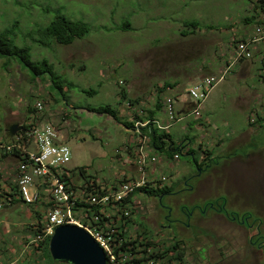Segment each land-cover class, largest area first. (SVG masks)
<instances>
[{
    "label": "rangeland",
    "instance_id": "374dc122",
    "mask_svg": "<svg viewBox=\"0 0 264 264\" xmlns=\"http://www.w3.org/2000/svg\"><path fill=\"white\" fill-rule=\"evenodd\" d=\"M256 2L0 0V46L10 41L17 50L2 47L12 55L0 54V128L26 123L31 117L28 108L41 101L43 111L38 122L51 121L62 130L63 144L71 154L67 168L74 174L71 184L77 191L86 185L80 168L91 177L89 183L95 180L101 187L133 176L130 171H136L139 142L132 140L134 129L125 128L123 122L137 127L140 123L135 119L154 109L160 90L156 84L169 78H158L165 74L162 67L166 62L190 53L191 45L195 50L205 47L200 38L181 42L179 33L186 29L183 22H197V32L212 26L216 55L226 59L220 55L221 42L226 47L232 36H238L234 34L247 26L254 28L253 15L260 6ZM56 16L84 23L87 33L69 45L51 40H42L47 45H41L37 30ZM124 21H128L129 29H118ZM25 49L30 62L41 63L44 72L39 76L24 65ZM206 52L194 62L202 60ZM233 70L234 78L217 83L207 105L212 111L202 113L204 128L193 126L192 115L183 120L190 123L186 130L190 151L179 153L177 160L167 156V162L161 165L163 170L160 167L156 174V179L165 177L161 186H154L150 193H136L131 206L128 235L138 233L150 247L160 250L176 239L183 251V260L177 264H264V62L251 48V58L236 64ZM121 89L127 99L137 103L129 105L127 99L123 100ZM254 94L260 98L255 100ZM147 96L151 98L147 100ZM160 97L164 101V95ZM237 99L240 105H257L253 112H245L236 108ZM105 105L114 111V117L91 111ZM157 116L158 122L168 124L165 111L161 109ZM249 127L257 130L256 164H238L246 157L247 148L252 152V144L232 146L228 149L232 153L229 163L217 175V179L223 177V185L218 180L213 182L206 173L207 162L202 163L206 144L202 137L207 132L222 136L228 143L221 149L213 146L222 152L232 144L231 139L247 134ZM1 152L0 182L6 192L13 185L18 160L10 154L1 156ZM159 158L163 159L161 155ZM46 207L41 200L28 205L18 198L0 207V264H64L48 256L45 246L31 243L38 224L44 223Z\"/></svg>",
    "mask_w": 264,
    "mask_h": 264
},
{
    "label": "built area",
    "instance_id": "2783aa9c",
    "mask_svg": "<svg viewBox=\"0 0 264 264\" xmlns=\"http://www.w3.org/2000/svg\"><path fill=\"white\" fill-rule=\"evenodd\" d=\"M254 33L256 39L264 38V27L256 26ZM247 44L242 41L236 43L234 47L236 58L251 57ZM228 69L229 66H226V70ZM226 70L218 75L200 79L187 89V97L192 103L190 115L194 119L200 117L201 103L211 88L225 78ZM121 84L122 82H119V85ZM33 108L35 112L21 125L24 131L16 132L9 142H3L0 138V142L2 141L0 149L3 152L11 153L16 150L20 155L13 174V185L7 187L8 194L0 197V207L9 204L15 198L28 205L41 200L47 206L44 223L31 242L36 245L50 238L56 227L74 225L84 229L97 243L105 255L106 264H158L153 262L150 255L160 249L150 247L142 235L137 239L141 245L132 242L137 238L136 234L127 235L130 231V222L127 219L135 202L133 194L136 189L145 186L146 183L155 186L160 182L161 185L165 180V177L161 176L151 182L146 176V162L158 161L154 156L149 157L143 150V145L148 144L149 140L139 133L138 127L146 126L148 121L139 122V126L134 130L136 142H139L136 150L135 177H123L114 185L99 186V190L92 187L88 192L82 189L77 191L71 184L74 174L67 168L71 157L69 148L60 142L61 135L53 124L35 123V118L43 111V103L35 101ZM163 111L166 112L168 124L164 125L157 120L153 123L158 129L166 131L178 119L173 97L164 98ZM250 121L253 122L252 119ZM177 157L173 156L174 159Z\"/></svg>",
    "mask_w": 264,
    "mask_h": 264
},
{
    "label": "crops",
    "instance_id": "0c3cea01",
    "mask_svg": "<svg viewBox=\"0 0 264 264\" xmlns=\"http://www.w3.org/2000/svg\"><path fill=\"white\" fill-rule=\"evenodd\" d=\"M256 3L260 4L259 1ZM256 8H257V10H255L254 15H253L254 28H249L247 26L246 29L242 30L241 32L239 31L237 34H234V35H238V36H232L227 41L226 47L224 46L225 45L224 42L223 41L221 42L222 46L219 49L220 53H221L220 55L225 56L226 59L221 58L220 56L216 55V51L214 50V47H213L214 46L213 37L215 34L213 33L212 29H207V28L203 27V28H201L202 30L200 32H197L196 31L197 29H196V30H193V32H191L189 34H185V35L179 33L182 43H185L186 42L185 40H190V39L197 40V38H200L201 40H203L205 42V47H202L201 49H198V50H195L193 48V46L191 45L190 53L184 52L185 53V55L183 56L184 58L178 56L177 59H172V61L169 60L168 64L166 62V64H164V66L162 67V71L165 74L161 75V77L158 76V78H167V77H169V78H167L166 80L163 79V81L156 84V86L160 87L159 88L160 90H163L161 92V95H164V98L165 97H173L175 100L176 107H177L176 111L178 114V119L172 125H170L168 127L166 132H168L172 136V139L176 143H178V144L182 143V146H183L182 151H184V150L190 151V149H191L190 141L186 137V130H187V127L190 123L183 122V120H185L186 118H188L190 116L189 113H190V110L192 107V103H191L190 99L187 97V92H186L187 91L186 89L188 88L187 86L190 87L192 84L196 83L197 81H199L200 79H203L205 77L220 74L224 69L226 70V66H229V69L226 70L227 73H226V76L223 80L224 81L229 80V78H231V77L234 78L236 75L234 70H233L234 66L236 64H240L246 60V58L238 59L235 57V54H234L235 53L234 47H235L236 43H238L240 41L248 43L247 45L249 47L250 52H251V48H252V50H256L261 61L264 62V38L256 39V35L254 33V29L256 26L264 27V13H261L262 10H261L260 6H256ZM258 11H260V12H258ZM263 11H264V8H263ZM243 24L248 25V23H246V22ZM228 27H229V25H228ZM177 42L178 41L176 39L174 41V44L177 45ZM194 43H196V41ZM200 43L203 46L202 42H200ZM231 43H232V46H231ZM208 47H209V49H208ZM205 51H209V52H206V56L204 58H202V60L195 63L194 62L196 60L195 57H198L197 59H199L200 56L205 53ZM233 75H234V77H233ZM184 82H186L187 84H184ZM218 84H216L213 88H211V90L208 92L206 98L201 103V105L199 107L200 117L198 119H194L195 122H194L193 126H196L197 128H200V129L204 128L203 122H202V113L204 111L210 110L209 108L212 107L210 104H209V107L207 105H208L210 99L212 100V96L216 92L215 88L217 87ZM163 86H164V89L162 88ZM183 91H185V92H183ZM251 97H253V96L251 95ZM150 98L151 97L148 98V96L146 97L147 100H149ZM259 98H260V95L254 94L255 100H257ZM162 99H163V97L161 98V104L163 103ZM248 100H249V98H247V101ZM234 103L236 104V108L246 109L245 112L247 110L249 112L250 111L253 112L255 105H257V103H255L254 107H253V105L249 102L246 105H244V104L240 105L238 103V99ZM161 109L163 110V107ZM210 111H212V110H210ZM155 118L159 119L157 116V113H156ZM207 119L208 118L205 119V122L207 123V125L209 127L213 128V131H215L216 129L213 126L214 124H212V121L207 120ZM180 122H183V123L180 124ZM40 123H51V124H53V122H51V121H45V122H40ZM177 123H178V125L175 126ZM54 126H56V125H54ZM258 126H260V125L258 124ZM56 128H58V127L56 126ZM61 131L62 130L60 129L59 130V133L61 135L60 142L64 143V137L61 134ZM178 132H182V133L179 134ZM2 133H4V129H3ZM134 135H130V136L132 137V140H134V142H136V140H135L136 137ZM256 136H257V130L249 127L247 134L243 133L240 136L241 138L237 137V138L231 139L232 144L225 147V149H223L222 152H217L213 148V146H218V148L221 149V148H223L225 143H228V142L224 141L222 136L213 137V136H211V133L207 132L202 137L203 141L206 140L205 148L204 149L202 148V163L207 162V166L205 167L206 173L210 174L213 182L218 180L223 185V181H222L223 177L217 179L218 178L217 175L219 173H221V170H224L222 168V166L225 167L227 165V163H229V159H230L229 155H231L232 153L231 152L228 153L229 152L228 149L232 146L239 148V147H241V145H244V146L248 145L249 147H251L250 145L252 144L253 145L251 147L253 149L252 152L249 151L250 148H247L248 152L245 153L246 157L244 159L240 160L238 162V164H240V163H242V164L247 163L248 165H251V164L255 165L256 164V160L254 159V157L259 153V151H257V146L254 143V141L256 140L255 139ZM146 146L148 147V149L146 150L147 155L149 157L154 156L158 159V161L156 163H151L149 160L146 162V167H145L146 176L148 177L147 179L152 182L156 179V174L160 170V167L163 164L162 162H167V159L165 156L161 155L163 157V159L160 160V158H159L160 154L158 155L157 153H155L151 149L149 144H147ZM210 147H212V148H210ZM203 151H204V153H203ZM11 155H13V154H10V156ZM13 157H15L17 160L19 159V157H17L16 155H13ZM172 160H177V159L173 158ZM202 163H200V164L202 165ZM134 166H135V169L137 171V166L136 165H134ZM216 168H219V169H216ZM161 169H162V167H161ZM136 171L135 170L130 171L133 175L132 177H135V175H137ZM188 190L192 191L191 194L194 193V189H192L191 187L188 188ZM216 216H218V215H216ZM180 241L182 242V239H180Z\"/></svg>",
    "mask_w": 264,
    "mask_h": 264
},
{
    "label": "trees",
    "instance_id": "16d2710c",
    "mask_svg": "<svg viewBox=\"0 0 264 264\" xmlns=\"http://www.w3.org/2000/svg\"><path fill=\"white\" fill-rule=\"evenodd\" d=\"M260 2V8L263 11V7H264V0H258ZM248 20V19H246ZM183 27L186 28L185 30L181 31V34L185 35V34H189L191 32H193V30H196L198 27L197 22L195 21H189V22H183ZM190 29L187 30V29ZM207 29H213L212 26H206ZM120 30H127L129 29V23L128 21H124V23L118 28ZM87 26L80 22V21H70L67 20L66 18L62 17V16H56L49 24H47L45 27L38 29V33L40 34V40H37L38 43H40L41 45H47L46 42L43 41H48L50 42V40L52 42H55L57 44L60 45H69L73 42V40L75 38H81L83 37L86 33H87ZM43 40V41H42ZM1 43V40H0ZM2 47H8L11 49V51L13 50V52H17L15 47H12V42L8 41L6 42V44L4 46H0V54H4V52L7 53V55H12V52H8L5 50H2ZM16 50V51H15ZM23 54L25 55V58L23 59L24 61V65H26L31 72L33 73L34 76H39L40 74H42L44 72V70H42L41 68V63H32L29 60L28 57V49L23 50ZM42 64H44V61H42ZM164 89V86L162 87ZM163 90H158V99H156V103L154 105V109L151 111H148V114L146 116H144L143 118L140 116L137 119H135L137 122L140 123H144L146 121H148L147 125L144 127H138L139 133L143 136H146L148 138V144L150 145L151 149L155 152L158 153L160 155H163L167 158L171 157L173 159L174 155H178L179 153L182 152L183 146L182 143H176L173 139L172 136L164 131V130H160L158 129L155 124L153 123L154 120H156L155 116L156 113L159 112L162 108V104H161V92ZM120 97L124 100L127 99V94L126 91L121 89L120 90ZM129 102V105H133L137 102H135L136 100L132 101L131 99H127ZM91 111H95L97 113H104V114H110L114 117V111L110 108L109 105H105L102 108L99 107L98 109H92ZM35 112L34 108L29 109L28 108V113L29 114H33ZM30 118V117H28ZM27 118V119H28ZM29 120V119H28ZM39 121V117L35 118V123ZM23 125V124H22ZM123 126L127 129H134L135 127L133 125V123H129V122H123ZM3 130L2 128H0V138L3 140L4 139V133H2ZM4 142V141H3ZM2 143V141L0 142ZM204 153V151H203ZM8 154H13L16 155L17 157H19V152L14 150L11 153H5V152H1V156H5ZM82 173L83 177L86 178V187L85 185H81V189L82 190H86L91 191L90 188H96L99 190V186L95 183V180H93L91 183V185H89V181L90 178L87 175H84L85 171L80 168L79 169V173ZM89 179V180H88ZM154 186H151L150 183H146L145 186H142L138 189H136V191L134 192L133 195H135L136 193H139L141 191L148 193L149 190H153L151 188H153ZM13 188V187H12ZM151 192V191H150ZM149 192V193H150ZM5 194H8L7 191L5 192L2 184L0 182V197L4 196ZM15 199H12L9 203H12ZM79 206L82 204H78ZM132 211L130 212V216L127 219L128 222H130V217H131ZM221 214V213H220ZM42 227V223L38 224L37 229H35V233L38 232ZM144 232V231H143ZM37 234V233H36ZM128 235V234H127ZM137 238L134 239V243H139L141 245V243L137 240L140 236V234L136 233ZM257 236L259 237L260 235L257 234ZM144 239H146L144 237ZM147 241V239H146ZM48 242H49V237L44 239V241L39 242V245L42 247L45 246L46 249V253L49 256V251L47 250L48 248ZM148 242V241H147ZM149 244V243H148ZM180 242L176 241L174 239V241L170 244V246H168L167 248H163L161 250H156L154 251L150 257L151 259H153L154 263H158V264H165V263H172L175 262V264L180 263L181 260H183L182 255H183V251L182 248L180 247ZM166 261V262H165Z\"/></svg>",
    "mask_w": 264,
    "mask_h": 264
},
{
    "label": "water",
    "instance_id": "95a60500",
    "mask_svg": "<svg viewBox=\"0 0 264 264\" xmlns=\"http://www.w3.org/2000/svg\"><path fill=\"white\" fill-rule=\"evenodd\" d=\"M18 131H24L20 123L4 128V139ZM48 251L51 258L64 264H106L103 251L82 228L74 225H61L54 229L49 238Z\"/></svg>",
    "mask_w": 264,
    "mask_h": 264
},
{
    "label": "clouds",
    "instance_id": "9594fccd",
    "mask_svg": "<svg viewBox=\"0 0 264 264\" xmlns=\"http://www.w3.org/2000/svg\"><path fill=\"white\" fill-rule=\"evenodd\" d=\"M190 114V113H189ZM178 156V155H177ZM178 158V157H177ZM162 176H164V175H162ZM158 182H159V180H157ZM96 183V182H95ZM160 183V182H159ZM156 184L155 186H161L160 184ZM97 184V183H96ZM152 186V185H151Z\"/></svg>",
    "mask_w": 264,
    "mask_h": 264
},
{
    "label": "flooded vegetation",
    "instance_id": "af4514ba",
    "mask_svg": "<svg viewBox=\"0 0 264 264\" xmlns=\"http://www.w3.org/2000/svg\"><path fill=\"white\" fill-rule=\"evenodd\" d=\"M176 240V239H175Z\"/></svg>",
    "mask_w": 264,
    "mask_h": 264
}]
</instances>
